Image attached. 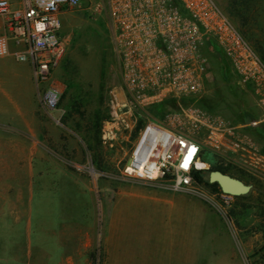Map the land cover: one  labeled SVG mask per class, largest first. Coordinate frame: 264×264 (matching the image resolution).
Listing matches in <instances>:
<instances>
[{
  "label": "rangeland",
  "instance_id": "rangeland-1",
  "mask_svg": "<svg viewBox=\"0 0 264 264\" xmlns=\"http://www.w3.org/2000/svg\"><path fill=\"white\" fill-rule=\"evenodd\" d=\"M215 1L262 55L264 0L249 2L244 24L229 13L235 10L234 0ZM59 17L69 43L49 82L59 89L60 98L51 112L55 119L40 112L48 123L43 141L48 161L32 177L34 196L42 198L43 209L47 197L52 201L46 219H41L45 230L39 246L34 199L31 264H264V108L253 85L239 81L224 56L203 48L210 78L205 93L196 96L199 102H192L237 126V139L245 149L206 147L203 126L165 120L167 112L188 105L115 104V98L122 99L120 64L104 19L86 9ZM45 85L41 83V89ZM96 119L100 126L94 129ZM148 119L203 143L200 160L208 163L201 173L204 180L211 167L221 165L226 174L250 185L248 192L234 195L226 216L200 193L123 174L138 131ZM254 120L257 125H251ZM28 172L18 171V182L22 174L27 181ZM198 184L206 193H218L204 181ZM23 236L18 230L17 240Z\"/></svg>",
  "mask_w": 264,
  "mask_h": 264
},
{
  "label": "built area",
  "instance_id": "built-area-1",
  "mask_svg": "<svg viewBox=\"0 0 264 264\" xmlns=\"http://www.w3.org/2000/svg\"><path fill=\"white\" fill-rule=\"evenodd\" d=\"M88 10L101 17L112 49L119 59L122 99L115 104L152 106L172 98L205 93L210 78L203 54L211 40L242 83L253 85L264 108V61L215 0H0L6 20L0 34V57L12 55L28 62L41 108L57 109L60 91L50 84L63 59L69 38L60 15ZM17 45L12 50L10 43ZM45 83L41 89L40 84ZM166 122L193 121L206 129V147L233 152L245 149L235 130L194 104L169 111ZM252 121L251 125H257ZM235 138V140H234ZM203 143L174 126L148 119L130 149L123 174L145 182L162 181L172 190L202 194L226 216L234 195L202 191L195 174Z\"/></svg>",
  "mask_w": 264,
  "mask_h": 264
},
{
  "label": "crops",
  "instance_id": "crops-1",
  "mask_svg": "<svg viewBox=\"0 0 264 264\" xmlns=\"http://www.w3.org/2000/svg\"><path fill=\"white\" fill-rule=\"evenodd\" d=\"M5 23L0 15V34ZM10 47L18 48L12 42ZM40 112L48 114L39 104L31 65L17 61L12 55L0 57V264H18V261L31 264L29 236L34 199H37L35 217L41 246L40 238L45 230L41 219L45 218L52 200L47 197L43 209L42 198L35 197L33 192V171L42 169L48 161L43 142L48 123ZM18 171H29L28 180L22 174L18 182ZM18 230L24 233L22 241L17 240ZM69 264L73 262L69 260Z\"/></svg>",
  "mask_w": 264,
  "mask_h": 264
},
{
  "label": "trees",
  "instance_id": "trees-1",
  "mask_svg": "<svg viewBox=\"0 0 264 264\" xmlns=\"http://www.w3.org/2000/svg\"><path fill=\"white\" fill-rule=\"evenodd\" d=\"M252 0H234L233 1V4H235V10H233V9H231V10H229V13H230V15L231 16H233V17H241L242 18V24H244V21H246L244 18H243V14H248V11H249V6H248V4H249V2H251ZM240 30V29H239ZM240 32H241V30H240ZM242 33V32H241ZM243 34V36L247 39V38H249V34H246L247 35V37L244 35V33H242ZM248 41H249V39H247ZM250 40H251V38H250ZM250 42V41H249ZM204 47H206V48H208L210 51H212V53L213 54H216V55H220L221 57H223V55H222V53L219 51V49H217V47L213 44V42L211 41V40H207L206 41V43H205V46ZM262 52V51H261ZM260 57H261V59L264 61V52H262V55H260ZM224 58V57H223ZM225 59V58H224ZM226 60V59H225ZM196 100V102L198 103L199 102V100H198V97H194V96H192V97H183V98H181L180 99V102L182 103V104H184V105H189V104H194V105H196V102L194 103V102H192V101H195ZM80 104V103H79ZM176 105H177V103H176V101L174 100V99H172V98H169V99H166V100H164L163 102H161V103H159V104H157V105H152V106H170V107H176ZM77 112H80L79 110L77 111ZM92 122H94L93 124H92V127L95 129V128H99V126H100V120L98 121L97 119H96V121L94 120V121H92ZM79 127V126H78ZM93 138H94V140L96 141V142H98L99 140H100V138H99V133H96V131H95V133H94V135H93ZM212 169H217V170H220V171H222V172H224V173H226L227 172V169L226 168H224L223 166H221V165H215V166H213V167H211ZM205 170H207V169H202V170H199V171H197V173L195 174V177H196V180H197V182H199V183H201V182H203L204 181V183L206 184V185H208V186H210L213 190H215V191H221V189H220V187L218 186V184L217 183H210L209 182V178L208 179H206V180H204L203 179V177H202V175H201V173L203 172V171H205ZM208 173H209V171H208Z\"/></svg>",
  "mask_w": 264,
  "mask_h": 264
},
{
  "label": "water",
  "instance_id": "water-1",
  "mask_svg": "<svg viewBox=\"0 0 264 264\" xmlns=\"http://www.w3.org/2000/svg\"><path fill=\"white\" fill-rule=\"evenodd\" d=\"M208 178L210 183H217L221 191L227 194H243L250 189V185L217 169H210Z\"/></svg>",
  "mask_w": 264,
  "mask_h": 264
},
{
  "label": "bare ground",
  "instance_id": "bare-ground-1",
  "mask_svg": "<svg viewBox=\"0 0 264 264\" xmlns=\"http://www.w3.org/2000/svg\"><path fill=\"white\" fill-rule=\"evenodd\" d=\"M196 165L197 167L203 169V168H207L208 167V163L207 161H204V160H200V159H197L196 161Z\"/></svg>",
  "mask_w": 264,
  "mask_h": 264
}]
</instances>
